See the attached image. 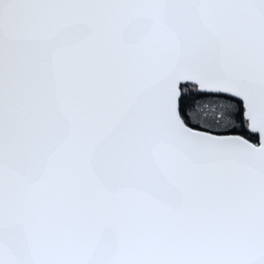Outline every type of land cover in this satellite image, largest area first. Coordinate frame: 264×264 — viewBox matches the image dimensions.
Wrapping results in <instances>:
<instances>
[{
	"label": "snow or ice",
	"instance_id": "snow-or-ice-1",
	"mask_svg": "<svg viewBox=\"0 0 264 264\" xmlns=\"http://www.w3.org/2000/svg\"><path fill=\"white\" fill-rule=\"evenodd\" d=\"M0 264H264V0H0Z\"/></svg>",
	"mask_w": 264,
	"mask_h": 264
}]
</instances>
